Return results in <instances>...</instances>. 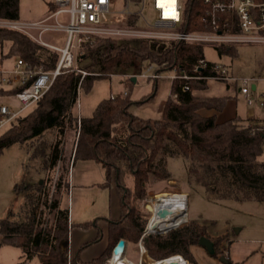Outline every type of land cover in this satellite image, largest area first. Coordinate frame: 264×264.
Here are the masks:
<instances>
[{
    "label": "trees",
    "instance_id": "trees-1",
    "mask_svg": "<svg viewBox=\"0 0 264 264\" xmlns=\"http://www.w3.org/2000/svg\"><path fill=\"white\" fill-rule=\"evenodd\" d=\"M19 0H0V19H18ZM184 30H201L202 0H182ZM49 9L55 6L50 3ZM137 16L129 19L135 25ZM0 58L20 57L26 67L52 69L58 52L35 41L21 30L0 26ZM217 54L233 57L236 47L220 43L214 46ZM203 45L145 37L94 36L81 43L75 61L85 71L67 70L54 78L46 92L33 104L31 110L20 114L0 131V152L3 148L19 144L26 148L29 159H40L42 169L48 171L52 180L57 164L58 174L52 186L47 182H22L14 184L16 193L22 192L23 200L17 212L10 211L0 219V244H9L21 249L24 258L37 257L41 264H78V253L69 257L70 228L68 212L60 207L61 192L69 187V167L62 161V142L69 128L77 130L72 162L76 159H94L104 171L103 186L112 184L120 193L119 216L106 220L107 244L98 256L82 264H106L119 239L125 243H137L140 239L146 253L155 260L182 256L190 263L195 258L191 246L205 233V227L197 220L188 219L164 234H143L149 217L139 202L146 197V189L153 180L171 178L166 167L169 157L180 156L187 162V176L203 185L214 199L264 201V129L261 122L245 123L235 114L217 120L215 113L222 110L228 100L226 95H199L206 90V79H192L189 89L184 90L183 79L171 82L170 93L165 101L162 116L157 119L140 118L128 111L134 103L125 93L100 100L90 116H77L74 105L77 89H88L95 78L108 77L125 71L136 62L156 66L157 71L176 69V74L213 73V62L205 60ZM205 59V58H204ZM155 81V80H154ZM222 81V80H220ZM15 89L0 85V95H13ZM176 92L177 98L171 94ZM213 110L211 115L199 112ZM45 132L53 140L44 137ZM126 174L133 177L130 188L124 182ZM51 190V192H49ZM49 201V202H48ZM48 202V203H47ZM40 204L47 206L48 216ZM42 213V214H41ZM97 219L75 225L82 228L95 227ZM98 234L91 242L97 241ZM90 242V243H91ZM213 253H218L212 241ZM181 258V257H180ZM226 264H233L228 257ZM181 258L182 262H187ZM20 264V263H16Z\"/></svg>",
    "mask_w": 264,
    "mask_h": 264
},
{
    "label": "rangeland",
    "instance_id": "rangeland-1",
    "mask_svg": "<svg viewBox=\"0 0 264 264\" xmlns=\"http://www.w3.org/2000/svg\"><path fill=\"white\" fill-rule=\"evenodd\" d=\"M50 3L52 0H19L17 21L31 25L27 32L38 43L41 44L38 39L40 38L60 46L63 44V32L53 28L45 29L40 33L38 26H36L40 23L39 21H46L55 25L67 21V16L64 14L56 17L49 16L52 12L49 9ZM131 9L135 10V7L131 6ZM141 13L148 23L154 22L157 11L152 7V0L144 1ZM137 26L149 28L143 19H139ZM233 45H235L236 50L234 56L230 57L224 54L219 56L212 45L204 44V58L215 64L225 65L233 77H254L257 85L255 90H252L248 96H244L239 92V80L210 79L207 82L206 90H198L194 93L228 96L227 107L223 111L216 112L217 120L226 119L228 117L226 115H229L233 109L243 118L247 115L248 110H253L257 116L262 117L264 113L259 102L261 101L260 93L264 91V43L243 42ZM6 48L7 44H4L0 50L5 52ZM15 58L11 57L10 61L14 62ZM83 63L78 64L75 61L77 67L82 66ZM146 65V62H136L125 71V74L117 72L108 77L95 78L88 89L79 88L74 112L77 116H90L100 100L109 98L111 94L126 92L129 98L134 101L128 108L131 114L145 119L160 118L170 93L171 77L174 72L172 70L161 71L159 77L154 81L140 76V74L147 72ZM131 77H135V80L132 81ZM0 102L11 107L15 106L14 108L19 107V103L13 95H0ZM32 107L33 105L26 107L20 114L27 113ZM204 110L206 109L202 108L199 112ZM244 122L249 123L246 119ZM44 137H47L49 142L54 138L48 132H45ZM76 138L77 130L69 128L65 132L61 145L63 156L61 162L70 167L68 190L61 192L60 196L58 195L60 207L67 210L69 221L72 223L97 219V223L105 224L106 222H102L103 219H110L119 211L115 186L114 184L110 187L103 186L105 171L102 165L94 159H76L74 163L72 162ZM260 159L264 160V149ZM58 166L59 163L53 171H50V175L53 173L51 180L48 171L42 169L41 160L38 158L29 159L25 147L12 144L3 148L0 152V219L5 217L9 210L13 213L17 212L23 200L21 191L18 194L14 192L15 183H43L45 181L47 184L51 182L50 185L52 186L53 178L58 174ZM166 167L171 178L153 180L148 185L146 197L139 202V206L142 210H147L145 203L148 194L154 191H160L158 194L162 195L157 201L177 200L179 198L185 200L187 216L185 221L177 226L184 224L189 218L197 220L205 227V233L202 235L215 242L218 249V253L213 256L208 253L205 247L196 243L191 246V252L195 258L194 263H190L180 254L174 257H177L182 264H226L220 259V256L228 257L233 264H264V201L214 199L203 185L188 178L187 162L180 156L169 157ZM124 182L131 188L133 186L132 175L126 174ZM157 201L155 204L158 203ZM40 210L44 212V216H48L46 205L40 204L38 211ZM76 229L75 224L70 228L73 237ZM137 243H129L122 256L138 264L142 260L138 253ZM8 248L15 250V247ZM18 250L16 257L20 255V250ZM144 252V263L147 262V259H153L145 250ZM69 255H71L70 252ZM111 255L112 251L106 263H108ZM180 257L187 262L183 263ZM17 259L19 258H13V261L16 262ZM25 264H41V262L37 257H34Z\"/></svg>",
    "mask_w": 264,
    "mask_h": 264
},
{
    "label": "built area",
    "instance_id": "built-area-1",
    "mask_svg": "<svg viewBox=\"0 0 264 264\" xmlns=\"http://www.w3.org/2000/svg\"><path fill=\"white\" fill-rule=\"evenodd\" d=\"M145 0H52L55 9L49 16L56 17L60 14L67 16V21L55 25L39 21L36 24L40 33L45 29H58L63 32V44H55L41 40V44L58 52V59L55 66L50 70L29 69L24 60L16 57L13 64L5 66L0 58V85L15 89L14 98L18 101L19 107L14 108L6 103H0V131L12 120L20 115L26 107L33 105L50 87L56 75L63 71H80L82 76L85 71L80 70L75 65V57L82 42L94 36H123V37H145L159 38L173 41H183L200 45H212L220 43H243V42H263L264 43V0H202L203 9L200 22L203 25L201 30H184L181 28L183 21L182 0H176L175 15L171 14L172 5L166 0H152V7L157 11V17L148 23L143 17L141 9ZM135 7V10L131 9ZM137 16L135 25L129 23V19ZM139 19H143L149 28L137 26ZM0 26L18 29L28 34L31 25L17 20L0 19ZM30 35V34H28ZM204 58L198 60V64L193 69L205 65ZM198 67V68H197ZM213 73L210 75L176 74V69L171 77V82L175 78L184 80L182 88L189 89V81L192 79L206 80H233L240 81L239 92L244 96L255 90L256 79L252 76L233 77L225 65L213 64ZM146 73L140 74L143 78L156 80L159 77L156 66L146 65ZM254 85V89H252ZM79 89V87H78ZM77 89V92H78ZM126 92H123L125 94ZM261 101L259 105L264 109V91L260 93ZM114 95L111 94L110 97ZM173 99L177 98V93L171 94ZM264 129V120L261 123ZM160 191L148 194L145 207L149 212V217L143 234L146 233H166L165 231H147L149 218L155 212V202ZM187 215V214H186ZM138 253L141 256L144 248L141 240H138ZM71 257V255H69ZM171 257V256H169ZM169 257L161 260L168 259ZM114 255L106 264H112ZM125 264H136L124 256H120Z\"/></svg>",
    "mask_w": 264,
    "mask_h": 264
},
{
    "label": "crops",
    "instance_id": "crops-1",
    "mask_svg": "<svg viewBox=\"0 0 264 264\" xmlns=\"http://www.w3.org/2000/svg\"><path fill=\"white\" fill-rule=\"evenodd\" d=\"M14 61H15V59H14ZM3 63H4L5 66L9 67V66H11L13 64V61L11 62L10 58H5V59H3ZM228 102L229 101L227 100L225 107L222 110H220V111H223L227 107ZM0 103H3V102H0ZM13 107H15V106H13ZM220 111H217V112H220ZM200 113L203 114V115H211V114L214 113V111L206 109L204 111H200ZM263 113H264V109H263ZM235 114L240 115V114L236 113V111L233 109L230 112L229 115L228 114L226 115V116H228V117H226V119L234 116ZM215 115H216V113H215ZM245 119L249 123H251V122H261L262 123L263 120H264V114H263L262 117L261 116L259 117V116H257L254 113L253 110H248V113L245 116ZM114 188H115V191H116L115 193H116V196H117V202L119 201V205H120V197H121V195L118 192V190L116 189V187H114ZM15 194H18V193L15 192ZM9 212H10V210L8 211V213ZM8 213H7V215H8ZM118 216H119V211H118L117 214L113 215L110 219H116ZM5 217H3V218H5ZM81 222H83V221H81ZM102 222L104 223V222H106V220L103 219ZM77 223H80V222H76L74 224H77ZM75 226L77 227V229H76V231L74 233V237H73V234H71V232H70L69 252L71 253V256H74L77 253V251L84 244L88 243L78 253V257H79V259L82 262H88L92 258H94V257L98 256L99 254H101V252L106 247V244H107L106 223L105 224L97 223L95 227H90V228H85V229L80 227V226H77V225H75ZM98 230H100V233H101V235L99 236V239L97 241L91 242L92 240H94V238L98 234ZM126 246H127V244L125 243V248H126ZM8 247H15V250H13L12 248H11V250H9L10 248H8ZM18 249L20 250V255H19V257H16ZM13 258H19V259H17V261L14 262ZM33 258L34 257H32L30 259H25L21 249L19 247H17V246L9 245V244H0V264H16V263L25 264L26 262L32 260ZM78 264H82V263H78Z\"/></svg>",
    "mask_w": 264,
    "mask_h": 264
},
{
    "label": "bare ground",
    "instance_id": "bare-ground-1",
    "mask_svg": "<svg viewBox=\"0 0 264 264\" xmlns=\"http://www.w3.org/2000/svg\"><path fill=\"white\" fill-rule=\"evenodd\" d=\"M162 195L157 196L156 199L160 198ZM155 204V212L149 218L147 224V231H165L170 229L178 224L182 223L186 219V209L187 203L185 200L179 198L177 200L164 199L163 201H157ZM165 209L166 214L161 216L159 215V211ZM145 258V252L143 251L141 254L142 262L138 264H166L168 261H175L177 264H182L181 261L177 257H171L166 260H148L144 263L143 259ZM112 264H125L121 261L120 256L114 255L112 259ZM137 264V263H136Z\"/></svg>",
    "mask_w": 264,
    "mask_h": 264
},
{
    "label": "water",
    "instance_id": "water-1",
    "mask_svg": "<svg viewBox=\"0 0 264 264\" xmlns=\"http://www.w3.org/2000/svg\"><path fill=\"white\" fill-rule=\"evenodd\" d=\"M131 80L134 81L135 77H131ZM252 89H254V85H252ZM166 214V210L162 209L159 211V215L163 216ZM198 244L205 247V249L208 251V253H213V244L210 239H208L205 236H200L198 239ZM125 249V241L124 239H119L118 242L115 244V246L112 249V254L117 255L118 257L122 255L123 251ZM220 259L224 262H226V258L224 256H220ZM166 264H177L175 261H168Z\"/></svg>",
    "mask_w": 264,
    "mask_h": 264
},
{
    "label": "snow or ice",
    "instance_id": "snow-or-ice-1",
    "mask_svg": "<svg viewBox=\"0 0 264 264\" xmlns=\"http://www.w3.org/2000/svg\"><path fill=\"white\" fill-rule=\"evenodd\" d=\"M167 3L171 4L173 7L171 9V14L172 15H175V3H176V0H166Z\"/></svg>",
    "mask_w": 264,
    "mask_h": 264
}]
</instances>
